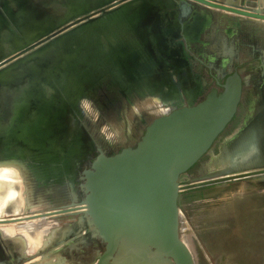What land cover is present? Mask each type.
<instances>
[{
    "label": "water",
    "instance_id": "1",
    "mask_svg": "<svg viewBox=\"0 0 264 264\" xmlns=\"http://www.w3.org/2000/svg\"><path fill=\"white\" fill-rule=\"evenodd\" d=\"M55 1L57 3L39 0L34 5L35 9L32 8L33 6L24 4L25 7L22 8L20 14L24 21L29 22L22 27L23 31L16 34L6 29L5 19L9 15L0 6L6 14L2 20L0 19V40L10 45V47H5L0 44V118L5 115L12 117L14 111L23 105L31 111L29 110L30 106H33L31 103L36 105L38 112V124L35 130L36 150L20 153V155L0 139V164L11 163L20 166L23 163L21 159L25 161L23 166L26 165L28 168L26 167L24 172L30 188L38 191L47 186V183L55 185L59 180L61 177L60 161H68L87 154H96V156L90 168L82 171L79 178L78 206L74 199L77 196H73L72 205L62 212L30 214L26 216L29 217L27 219H3L0 220V225H11L41 218L57 219L61 215L70 218L77 216L78 219L86 216L93 233L91 237L86 236L79 242H75V245L80 246L83 243L87 244L86 246L90 245L93 249L91 255L98 253L93 264H195L190 249L181 239L179 229L180 185L184 180L188 181L187 172L206 154L210 155V160L205 166L204 175L190 183L235 178L264 171V146L258 143L257 131L254 128L248 136L239 131L227 140L228 143L225 141L219 146L218 154L211 155L212 145L236 113L241 96L239 76L234 73L227 77L219 94L216 90H212L197 105H178L165 111L141 132V138L134 148H121L116 153L109 154V148H100L84 133L81 123L74 115L75 101L79 99L77 92L81 86L72 84L71 77L77 70L71 68V71L67 72L64 66L66 70L60 73L67 76L61 74L57 76L54 72H49L51 78L48 81L51 90L54 91H51V94L45 93L47 67L44 66L45 63L39 65L37 61L43 60L44 56L47 58L50 46L60 42L63 38H65L64 41H68L66 38L79 41L84 34L91 35L100 27H110L113 24L110 21L105 26L104 24L99 25L98 19H91V16L97 12H100L102 17L111 16L117 11H127L130 6L133 7L132 11H138L141 6L138 4L141 0ZM190 1L195 2L194 4L203 10L211 8L264 20V16L251 14L238 4H223L216 0ZM180 4L179 15L183 19L193 8H196L184 1ZM64 10H68L70 15L73 14L68 18L69 23L64 24L53 34H46L44 26L50 21L48 19L61 17ZM35 12V16L41 15L42 18H48L47 23L46 20L45 22L43 20L44 23L33 20L32 13ZM51 15L52 17H49ZM9 19H12V23L13 19L16 21L12 16H9ZM58 26V23L54 22V29ZM150 36L152 37L150 43L156 44L157 35L151 33ZM144 43L149 45L148 40ZM147 50L149 65L137 66L132 74L134 77L131 78L134 80L124 82L123 87L128 85L129 90H139L138 87H140V89H147L146 91H153L149 90L148 86H151L149 80L158 77L159 74H167L170 68L161 64L154 65L155 55L153 53L155 51L151 47ZM36 54L41 56L38 59L35 58L36 61H34L31 56ZM72 54L73 51L69 59ZM43 61L46 62V59ZM82 67H85L87 72L94 69L93 65L86 64ZM99 67L102 70L105 68V66ZM35 69H39L44 75L40 77L37 72L35 73ZM117 69L122 75H128L131 74L132 66L125 68L123 65L122 68ZM21 70L22 73L28 75L25 81L20 83L18 90H14L13 87L12 92H7L5 96H2V83L14 81ZM77 73L80 74L79 71ZM31 75L38 79V88L32 86ZM62 90L67 92L68 97L62 98L60 92ZM24 91L35 93L36 96H32L33 99L30 100V95H27L23 101ZM79 92L84 99L89 97L85 90L84 93L80 90ZM157 93L171 97L167 90ZM153 94L155 95V91L149 93V95ZM173 98L178 100V97ZM4 104H7L6 110H4ZM34 111L35 109L31 111V115ZM224 145H226L223 152L225 165L216 167L213 158L220 155L221 147ZM35 155L38 158L37 162L32 164V168L36 171L30 169V163L33 162L29 159ZM208 166L214 171H211ZM64 167L66 168L65 163ZM51 175H54V178ZM254 182L264 185V175L254 179ZM49 191L50 188L45 189L43 197L49 194ZM0 264L3 263L0 262Z\"/></svg>",
    "mask_w": 264,
    "mask_h": 264
},
{
    "label": "flooded vegetation",
    "instance_id": "2",
    "mask_svg": "<svg viewBox=\"0 0 264 264\" xmlns=\"http://www.w3.org/2000/svg\"><path fill=\"white\" fill-rule=\"evenodd\" d=\"M21 1L22 0H0V6L7 11L6 14L10 17H15L17 21L16 23L13 19L12 23V19H9V16L5 19L7 22V27H5L12 34L23 31L22 27H25L29 22L27 20L24 21L20 14L22 8L25 7L24 4L31 7L33 6L32 8H34V5L39 2V0ZM47 1L57 3L55 0ZM106 1L107 0H105V2ZM183 1L187 2L191 7L196 6V8H193V10L184 17L185 19L179 15V10L181 8L180 3ZM216 1L229 5L232 3L238 4L239 7L242 6L246 8L251 14L264 16V0ZM194 3L195 2L190 0H141L139 4L137 2L139 6L141 5L138 11H132L133 7L130 6L127 8V11H117L111 16L102 17V14L97 12L95 15L91 16V19H98L97 23L99 25L104 24L105 26L110 21H112L113 24L110 27H100L97 32L95 31L91 34L92 36L84 34V37L79 41L73 38H66L68 41H64L65 38H63L60 42L50 46L47 59L49 58V60H52L54 64L51 63L47 68L46 75L51 78L49 72H54V75L57 74V76H60L61 74L64 76L65 74L60 73V71L64 72V70L67 69V72H70L71 68L80 72V74H78L77 71L73 72V76L71 77L72 84L74 83L81 86V89H78L77 92L79 99L75 101L74 110L76 111L74 115L79 123H81V128L84 133L89 136L93 142L98 144L100 148L106 146L100 141L102 138L99 135V129L103 126L108 128L111 125L117 126L119 122L120 125H125V128L129 126L126 114L129 110L134 113L133 105L135 103L141 106V103L146 101V103L142 105L143 108L151 110L156 109L157 111L161 110L150 99L154 94L149 95V93L155 91V94H158L157 92L159 91L162 92L163 90H167L168 95L178 97L180 101L179 106L197 105L204 100L206 95L212 90H216L219 94L224 80L234 73H236L241 80L240 101L231 122L212 145L210 150L212 153L211 155L215 156L218 154L219 146L223 144V142L231 139L232 136L234 137L239 131L248 136V133L253 130V128L257 131L256 134L258 136H256L258 137V143L260 146H264V20L231 14L211 8L203 10ZM140 10L142 11L139 12ZM1 12L2 16H0V19L2 20V17H5L6 14L0 8V14ZM35 14L36 12L32 13L33 20H37L38 16L42 18L41 15H36V17ZM62 14L61 17L53 14V16H57L56 19L47 18L50 21L44 26L47 31L46 34H53L64 26V24L69 23L70 19L68 20V18L73 14L71 13L70 15L68 10H64ZM49 17H52V15ZM40 18L38 20L41 23H44L45 20L47 23L46 18ZM42 20H44V22ZM54 22L59 25L57 29H54ZM151 33L158 37L156 44L154 42L150 43L152 38L150 36ZM70 39L72 40L70 41ZM146 40H148L150 46L144 43ZM94 41L96 43H94ZM6 42L9 43L10 41ZM0 44L1 46L5 45V47H10V45L5 42H0ZM224 45L225 47H223ZM149 47L155 51L153 53L155 55L154 65L161 64L168 66L170 69L167 74H159L158 77L149 80L151 85L148 86L149 90L153 91H146L147 89H140V87H138L139 90H129L128 85L123 87L124 82L134 80L131 78L134 77L132 74L137 66L149 65L147 55V49H149ZM72 51V57L69 59L68 57H70ZM81 60L83 62H81ZM47 62L48 60H46L44 66L49 65ZM86 64L88 66L93 65V71L89 70L87 72L86 68L82 67ZM123 65L125 68L132 66V70L130 71L131 74L122 75L121 71L119 72L117 68H122ZM64 66L66 69L63 68ZM74 66L80 67L81 69ZM99 66H105L104 70L100 69ZM81 70H84V73ZM27 76V73H22L21 70L14 81H5V83H2L1 88H3V91L1 95L5 96L7 92H12L11 89L13 87L14 90H18L20 83H23ZM31 76L30 82H32V86L38 88V79L34 76L31 78ZM32 86H30L31 89H34ZM45 87L47 89L45 93L51 94V85L48 79L47 82L45 80ZM125 88L127 89L125 90ZM79 90L82 91V93H84L85 90L89 97L84 99ZM27 95H30V100L33 99L32 96H36L35 93L24 91L23 101H25ZM48 101L51 102V100ZM31 104L33 106H30L29 110L32 111L35 109L36 111V113L34 111L32 115L31 111H28L23 105L17 108L15 110L16 112L14 111L12 117H10V115H5L3 116L4 118L2 117L3 120L0 118L2 121L0 123L1 141L19 154L31 152V150L34 151L37 148L35 130L38 124V112L36 105L34 103ZM137 104L135 105L136 107ZM6 108L7 104H4V110H6ZM88 108H92V110L94 109V111L97 112L95 119L92 120L86 115L89 112ZM162 109L168 111L172 109V107L169 109ZM135 118L138 121V117L135 116ZM156 118L157 117L154 116L139 119L136 132L127 134L126 131L122 133L120 136L123 137L126 144L123 146L121 145V147L134 148L141 138V132H143ZM109 146H112V144ZM214 146L215 148L212 149ZM28 147L30 149H27ZM118 150L117 148L114 150L112 149L109 154L116 153ZM95 156L96 154H87L72 158L68 161H60L59 167L61 168V177L57 180L55 185L47 183V186L42 188V190H35L36 195L43 198L47 206V210L37 214L62 212L72 205L73 196H77L74 199L78 206L79 178L82 171L90 168V164ZM208 156L210 155H204L200 161L188 171H191L189 175L190 179L200 177L202 168H196L200 162H206L204 158ZM37 158L36 155L35 157L29 158L33 162L30 163L31 170L36 171V169L32 168V164L37 162ZM21 162L23 163L20 164V167L23 170L26 167L28 168L26 165L23 166L25 161L21 159ZM64 163L66 168L64 167ZM262 175H264V171L249 173L235 178L206 181L197 184L190 183L186 190L207 189L226 182H251L252 179H258ZM49 177L50 175L46 179L48 180ZM51 177L54 178V175H51ZM47 188H50V195L46 194L45 197H43V192ZM52 218L53 217L41 219L53 220ZM77 219V216L70 218L61 215V217L54 220H57L59 224H63L69 220L76 221ZM30 221L32 220L27 222ZM15 224L17 223L11 225ZM11 225H0V228ZM2 238L4 239L2 234H0V262L3 264H29L43 256L44 258L49 257L51 252L43 248L28 253L30 249L26 246L22 248V251H16L10 240V243L3 244ZM69 239L70 237H66L64 243L61 244L64 246L53 253L55 256L52 259H59L60 257L66 259V251L62 249L66 246L65 244L69 242ZM6 240L7 239H5V241ZM77 260L78 263L81 259L77 258Z\"/></svg>",
    "mask_w": 264,
    "mask_h": 264
},
{
    "label": "rangeland",
    "instance_id": "3",
    "mask_svg": "<svg viewBox=\"0 0 264 264\" xmlns=\"http://www.w3.org/2000/svg\"><path fill=\"white\" fill-rule=\"evenodd\" d=\"M0 42L2 41L0 40ZM42 59L47 60L45 56L42 57ZM43 60H39L37 63L42 65L45 63ZM47 63L49 64L46 65L47 67H49L51 63L54 64L52 60ZM36 72L39 76L43 74L39 69H35V73ZM155 97L159 96L156 94L151 96L150 99L152 102L154 100V104L158 100L155 105L161 110L158 109L159 111H157L156 109L151 110L143 108L142 105L145 104L146 101L142 102L141 106L135 103L133 107L136 115L130 110L126 114L129 126L125 128V125H120L119 122L117 126L111 125V128L103 126L99 129V135L102 138L100 141L109 148L108 153H111L112 149L123 148L121 145H125L126 141L120 135L126 131L127 134L136 132L139 119L154 116L158 117L166 111L162 108L169 109L166 107L167 105L163 107L165 104L161 103L164 102L165 96H161L162 99H156ZM134 101L137 102L136 100ZM136 104L137 107L135 106ZM88 110L89 112L86 114L88 118L92 120L95 119L97 112H95L94 109L92 110V108H88ZM135 116L138 117V121ZM109 143L112 144V146H109ZM214 148L215 146L212 149ZM215 159L216 158H213V163H215ZM204 160L206 162H200L196 168H202L200 177L204 175V169L210 160V156L205 157ZM7 165H10V163ZM6 169H9V167L0 165V211L6 216L5 218L15 215L17 213L16 208L19 205L25 209V215L10 218L27 219L29 217L26 216L30 214H37L39 213L38 211L43 212L47 210L44 199L36 195L35 190L30 188L28 181L27 184L21 183L20 178H17V175L13 171L14 168H10L5 172L4 170ZM209 169L214 171L211 167H209ZM190 174L191 171L186 174L188 181L184 180L180 185L178 203L180 212L179 229L181 239L190 249L195 264H264V185H259L252 179L251 182H226L207 189L187 191L186 189L190 182L195 180L192 178L190 179ZM24 177L27 179L26 173ZM11 190L16 197L7 200L5 197L8 196ZM46 221H51L55 223V225L58 224V221L54 219H47ZM77 221H80V219L76 221L70 220L65 223ZM21 224H24V222L17 223L15 226ZM84 225L85 223L83 222V226ZM13 226L14 225L0 228V234L2 233L4 237V239L2 238L3 244H6L5 239L9 241L14 238L9 235V233H11L9 229ZM91 234V231H89L84 234V237H91ZM84 237L81 236L73 239L72 243L68 244L67 250L66 248L62 249L66 251V258H68L71 251H73V253H79V258H81V260L76 264H82V259L87 254H89L87 259L90 260L95 256L91 255L93 249L90 245L87 247L75 245V242H79ZM60 242L62 241L60 240ZM78 249H80L79 252H77ZM55 252L56 250L53 251V253Z\"/></svg>",
    "mask_w": 264,
    "mask_h": 264
},
{
    "label": "bare ground",
    "instance_id": "4",
    "mask_svg": "<svg viewBox=\"0 0 264 264\" xmlns=\"http://www.w3.org/2000/svg\"><path fill=\"white\" fill-rule=\"evenodd\" d=\"M231 4V3H230ZM233 4V3H232ZM234 5V4H233ZM255 10V9H254ZM134 15V14H133ZM132 15V16H133ZM131 16V15H130ZM135 16V15H134ZM39 19V18H38ZM37 19V20H38ZM42 19V18H40ZM36 20V21H37ZM43 21V20H42ZM261 26V25H260ZM46 29V28H45ZM231 31V30H230ZM98 37V36H97ZM258 38V37H257ZM226 41V40H225ZM225 47V45L223 46ZM231 48V47H229ZM226 50V49H225ZM228 51V50H227ZM231 52V51H230ZM40 54H36V55H32L31 58H35L38 59V57H40ZM68 59V58H67ZM48 62H50L51 60L47 59ZM66 60V59H65ZM38 62V61H37ZM64 65V64H63ZM75 67V66H74ZM48 68V67H47ZM110 71V70H109ZM82 73V72H81ZM106 73V72H105ZM89 75V74H88ZM79 76V75H78ZM84 76V75H83ZM91 76V75H90ZM47 79H50L48 76H46ZM75 78V77H74ZM173 79V78H172ZM75 80V79H74ZM78 83V82H77ZM79 84V83H78ZM120 88V87H119ZM122 90V89H121ZM51 91H54L53 89ZM62 94V98H66L67 96V92H65L64 90L60 91ZM156 95V94H155ZM159 97H155L156 99H162L161 96H165L166 98H164V103L165 105L163 107H176L179 104V100H174L173 96L168 97L166 95H162V94H157ZM154 96V95H153ZM154 99V98H153ZM158 101V100H157ZM156 101V103H157ZM154 102V100H153ZM155 103V104H156ZM160 105V103H159ZM255 114V113H254ZM255 118V117H254ZM246 128V127H245ZM248 132V131H247ZM236 135V134H235ZM257 135V134H256ZM258 136V135H257ZM233 137V136H232ZM229 141H227L228 143ZM226 143V144H227ZM261 143V142H260ZM263 144V143H262ZM226 145L221 147V153L220 155L215 159V163L216 166L222 167L223 165H225V159L223 157V152ZM262 146V145H261ZM8 163L5 164H0V165H4L6 167L10 168H14L13 171L15 172V174L17 175V178H20V182L21 183H25L27 184V179L24 177V170L18 166L17 164H11L7 165ZM9 169L4 170L5 172H7ZM16 197L15 194H13V191H9L8 196L5 197L7 198V200ZM23 198V197H21ZM8 202V201H7ZM24 208L19 205L16 208V214L10 217H14V216H19L21 217V215H25L26 211L24 212ZM33 212V211H31ZM36 212V211H35ZM40 212V211H38ZM28 213V212H27ZM6 216H4L3 212L0 211V220L6 219ZM7 217V218H10ZM23 218V217H22ZM20 219V218H18ZM17 220V219H15ZM70 221V220H69ZM83 222L85 223V225L83 226ZM16 225V224H15ZM13 226L11 227V229H9V231L11 233H9V235L12 237H14L12 240H10V242L13 243V248L16 251H22V248H24L25 246L28 247L30 249V251L28 253H32L35 250H41V249H47L50 250V254L49 257H45L44 256L42 258H39L38 260H34L33 262L29 263V264H76L77 263V258H79V253H73V251L70 252L68 258L63 259V258H59V259H52L54 258V254L53 251L62 248L63 246L61 245L62 243H64V241L66 240V237H70L69 242H67L64 248H67L69 243H72L73 239L79 238L81 236L84 237V234L91 231V233H93L92 227L90 225L89 219L86 216H83L80 221L77 222H68V223H63V224H56L51 222V221H46V220H41V219H36V220H32L30 222H24V224L18 225V226ZM5 231V230H4ZM2 234V233H1ZM4 234V233H3ZM8 234V233H7ZM8 236V235H7ZM3 237V235H2ZM85 238V237H84ZM83 239V238H82ZM60 240L62 242H60ZM8 240L5 241V243H10ZM59 244V245H58ZM58 245V247H57ZM83 246H86L87 244H82ZM87 247V246H86ZM28 249V250H29ZM1 250V249H0ZM67 250V249H66ZM72 250V249H69ZM80 249L77 250V252H79ZM89 256V254L85 255V257L82 259V264H93L96 261V258L98 257V253L95 254V256L90 260L87 259V257ZM2 258V257H1Z\"/></svg>",
    "mask_w": 264,
    "mask_h": 264
}]
</instances>
